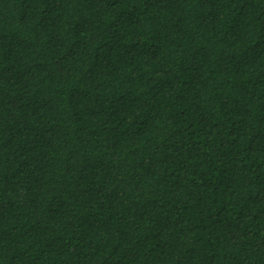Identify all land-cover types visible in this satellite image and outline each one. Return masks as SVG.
<instances>
[{
	"label": "trees",
	"instance_id": "16d2710c",
	"mask_svg": "<svg viewBox=\"0 0 264 264\" xmlns=\"http://www.w3.org/2000/svg\"><path fill=\"white\" fill-rule=\"evenodd\" d=\"M0 264H264V0H0Z\"/></svg>",
	"mask_w": 264,
	"mask_h": 264
}]
</instances>
